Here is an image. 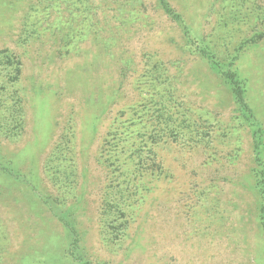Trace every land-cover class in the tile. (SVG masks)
<instances>
[{
    "label": "rangeland",
    "instance_id": "1",
    "mask_svg": "<svg viewBox=\"0 0 264 264\" xmlns=\"http://www.w3.org/2000/svg\"><path fill=\"white\" fill-rule=\"evenodd\" d=\"M137 1L86 0L71 27V0H0V129L15 121L0 130V264H75L66 212L91 264H264L251 127L197 52L203 41L236 72L264 165V0H166L188 37L158 0ZM150 65L171 77L188 136L159 143L162 173L140 180L127 233L109 240L103 199L123 177L107 160L124 158L105 138L146 113Z\"/></svg>",
    "mask_w": 264,
    "mask_h": 264
},
{
    "label": "trees",
    "instance_id": "2",
    "mask_svg": "<svg viewBox=\"0 0 264 264\" xmlns=\"http://www.w3.org/2000/svg\"><path fill=\"white\" fill-rule=\"evenodd\" d=\"M85 1L86 0H71V27L76 25L79 19L83 20L88 17V10L84 7ZM134 1L138 2L137 0ZM158 4L167 18L173 22L182 24L180 15L172 8L169 2L166 0H158ZM141 6L142 9L145 7L143 5ZM80 12L81 14L79 15ZM182 28L183 34H186V37H188L189 33L184 24H182ZM197 45L199 46L200 44ZM201 45H203V48L197 47L198 54L207 61L210 69L218 74L229 87L233 103L242 119L241 121L251 127L255 162L261 167L260 170L256 172L255 187L260 197V205L258 207L259 222L262 233L264 234V165L261 158L262 131L260 127L257 129L255 128L256 124H258L257 120L246 100L244 87L238 79L236 72L230 68H223L217 61L218 53L211 51L208 46H205L203 41ZM10 60L11 58L9 55H5L0 59V66L2 64L5 66L10 65ZM147 76H149V78L146 83L152 86V90L147 96L141 99L138 104V112L142 111L147 113L153 111L154 115L152 118L146 113H140L139 117L128 119L130 124L133 125L132 127L124 126L123 123H121L122 125L117 123L115 126L108 129V134L105 138L106 148H114L112 153L111 150L106 149L107 156H109L108 159L110 157L112 158L113 154L114 156L121 155V158H124L122 162L118 161L115 166L112 161L107 160L106 167H114L115 170L119 172L120 176L123 177V180L119 182L116 187L118 190L116 192L120 194V198L115 199L106 195V198L103 199V203H105L107 207L104 209V215L107 221L103 223L107 230L106 234H108L109 240H111L110 236H113L114 239L117 240L119 239L118 234L127 233L129 227L128 217L132 214L130 206H132L133 203L135 188L144 187V184H141L140 180L144 177L153 176V174L157 172L159 174L162 173L164 168L163 160L159 154V143L168 141L178 145V138L183 142L188 136L186 132L188 126H186V124L188 123L187 120L189 115L183 110V106H181L180 102H177V98L174 96L173 88L170 87L171 84L169 83L171 77L165 69H161L159 65L151 66V70ZM135 107L136 106H134V109ZM143 115H147L149 118L146 119ZM6 119L7 117L5 116V120ZM2 120L3 115L0 114V122ZM189 121L194 129L191 135L196 137L197 131L195 130L198 129V121L196 122L190 119ZM11 122H6L5 127H2L0 130L11 133L15 121L12 120ZM138 138H141V140L146 143V146H141ZM129 175H133V177H131L132 179H127ZM132 188L133 190L131 191ZM113 212L116 213V215H114ZM58 219L65 226L69 234L68 238L70 239L69 243L64 248V257L69 258V262L72 260L75 264H91L90 261L85 259L79 246V236L75 226L71 224V215L66 212L58 217ZM67 219H69V221ZM118 221L120 223H118ZM110 229L113 230L111 231ZM71 234L73 236H71Z\"/></svg>",
    "mask_w": 264,
    "mask_h": 264
}]
</instances>
